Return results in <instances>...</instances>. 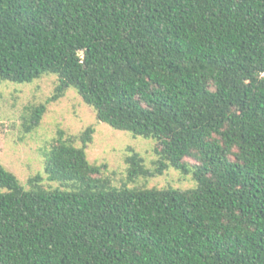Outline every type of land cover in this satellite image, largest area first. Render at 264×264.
Listing matches in <instances>:
<instances>
[{"label":"trees","instance_id":"16d2710c","mask_svg":"<svg viewBox=\"0 0 264 264\" xmlns=\"http://www.w3.org/2000/svg\"><path fill=\"white\" fill-rule=\"evenodd\" d=\"M45 74L49 102L73 88L154 139L130 180L174 167L197 185L115 187L88 158L95 126L60 130L45 171L65 188L0 163V264H264V0H0V83Z\"/></svg>","mask_w":264,"mask_h":264},{"label":"rangeland","instance_id":"374dc122","mask_svg":"<svg viewBox=\"0 0 264 264\" xmlns=\"http://www.w3.org/2000/svg\"><path fill=\"white\" fill-rule=\"evenodd\" d=\"M57 84L58 76L54 74H45L30 83H0V163L16 174L27 188L29 180L36 175L43 177V184L48 189L65 188L61 183L49 180L44 152L60 130L67 135H78L90 125L95 126L96 133L87 150L89 161L108 163L107 176L113 186L179 190L196 187L192 173L184 175L174 167L160 176L130 180L126 158L131 149L138 151L145 158L147 166L152 168L157 159L154 139L135 136L99 121L94 109L73 88L60 99L49 102ZM41 104L47 105L46 113L40 125L27 132L25 124L33 108ZM77 145L81 143L77 142Z\"/></svg>","mask_w":264,"mask_h":264}]
</instances>
